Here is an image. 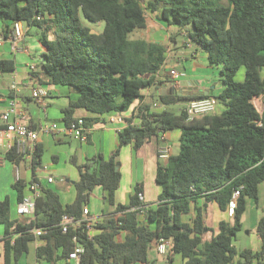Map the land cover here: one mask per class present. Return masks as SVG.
Returning <instances> with one entry per match:
<instances>
[{"label": "trees", "instance_id": "16d2710c", "mask_svg": "<svg viewBox=\"0 0 264 264\" xmlns=\"http://www.w3.org/2000/svg\"><path fill=\"white\" fill-rule=\"evenodd\" d=\"M148 13L175 30L169 34L171 43L183 35L207 55L210 67L220 71L224 89L219 95H157L154 90L150 103H144L143 90L156 88L169 54V44L132 37L147 29ZM16 23H22L25 37L37 28L43 46L31 76L43 74L45 83L78 93L63 109L64 123L76 122L75 111L84 109L91 114L84 118L89 128L104 117L129 112L137 101L139 105L126 119L119 146L108 159L100 155L77 166L73 203L64 204L57 190L36 178L32 181L41 184L42 195L32 219L12 220L10 198L0 200L4 264H19L35 241L42 242L36 248L37 262L58 264L73 251L74 238L85 248L81 264H152L149 253L162 239L171 242L169 261L180 256L183 264H264V215L256 229L261 249L238 250L235 245L249 204L259 205L264 184V116L253 103L264 95V0H0V36L8 41ZM242 68L245 79L238 82ZM15 70L13 58H0L1 74ZM203 99H215L222 112L189 120L185 108L170 109ZM154 103L165 108L153 111ZM174 130L181 131L180 148L167 164L158 165L157 203L140 201L139 184L129 204L117 202L121 148L133 145L138 150ZM42 156L38 145L33 169ZM6 159L15 164L26 160L14 151ZM32 181L14 182L19 202ZM97 188L113 211L96 221L88 238L84 210ZM213 204L230 216L217 231L206 224ZM63 216L81 222L80 227L63 233ZM35 228L47 232L36 237ZM209 233L212 237L205 239Z\"/></svg>", "mask_w": 264, "mask_h": 264}, {"label": "crops", "instance_id": "0c3cea01", "mask_svg": "<svg viewBox=\"0 0 264 264\" xmlns=\"http://www.w3.org/2000/svg\"><path fill=\"white\" fill-rule=\"evenodd\" d=\"M148 14L150 15V17L148 16V28L152 19L154 24L162 25L160 26V29H166L167 32H175L174 29L167 27L164 23L160 22L156 15L151 13ZM182 37L183 35L179 36L177 42L174 44L169 41V36L168 42L150 40L169 44V54L167 64L158 75L159 82L156 88L143 90L142 94L145 97L144 103H150V95L154 90L157 95L177 94L179 96H193L197 94L208 95L209 91H211L213 95H219L223 91V84L218 87V85H214L212 82L205 80L203 72H197L198 68H201V70L215 69L218 71L219 69L210 67L207 55L196 49L193 44H190L187 40V43L180 42V38L182 39ZM21 45L26 48V51L23 53H13L8 41L4 44H0V58L6 59L12 58V56L15 58L16 55H21L19 63L16 61L18 64L16 63L15 72L9 74L11 75L10 80H7V74L0 75V92L7 97H10L12 95L10 86L14 80H17L21 90L19 93L21 107L26 114V121L30 126L37 128L42 121L46 120L62 123L64 119L63 109L68 107L71 101L78 98V93L71 91L67 87L53 86L45 83L43 74L38 78H33L29 72L28 66L30 64L38 63L25 61L26 57H32L28 47L27 36L24 37ZM175 64L183 66L184 71L178 72H185V77L174 79L172 73L173 71L176 72ZM187 66L188 68L190 67L192 70L191 72H193L190 75L189 72H187ZM41 87L47 91V96L45 98L47 104L46 115H43L40 105L32 98L33 90ZM179 93H181V95ZM253 103L259 112L263 110L264 95L255 99ZM187 104V101L180 102L176 105H172L170 109L180 111L182 108H185ZM7 105V101L0 103V128H3L1 114L5 111ZM138 105L139 102H135L131 110L121 116H124L126 119L130 118L132 111L136 110ZM152 107V110L156 112L162 111L165 108L159 103H154ZM89 116H91V114L84 109H77L74 114L75 119H84ZM125 127L126 124L124 123H109L107 117H104L101 119V122L89 127L88 139L87 142L84 143L73 138L62 137L59 135H40L38 145L42 146L43 156L40 164H38L35 169L32 168L30 160L15 164L8 161L6 155H4L0 162V167H3L0 169V183L1 186L6 187V189L3 191V195L0 196V200H4V198L10 196L11 219L19 220L23 223L32 219L31 217H21L17 214L19 201L16 192L12 189V186L16 181L15 166H18L20 178L26 183H29L36 178L40 181L42 186L56 184L62 202L64 204H71L76 199L75 183L79 179L77 166L84 165L87 160L100 155H103L108 159L118 148L119 132ZM180 138L181 131L174 130L161 135L159 138H153L138 150H135L133 145H125L121 148L119 160L121 163L120 171L122 174V180L116 195L117 202L121 204H129L135 186L139 184L143 186L144 201L147 204L157 203L158 197L161 193V187L156 183L157 168L160 163L167 164L168 162V160H162L159 158V152L162 148H167L169 149L170 156L177 154L180 148ZM0 152L2 151L0 150ZM5 168L6 170L3 171ZM49 178L53 179V183L48 182ZM43 182H47V184H44ZM94 192L95 196L91 197L87 209L89 210L90 217L99 221L103 214L112 212L113 208L104 205L102 200V188H97ZM259 198V205L251 202L248 211L243 217V230L237 235L235 242L238 250L251 249L256 252L261 249L262 243L257 235L256 229L259 220L264 215V201L262 202L260 194ZM229 218L230 216L228 214L223 213L219 210L216 204H213L208 208L206 224L217 231L220 222L223 220H229ZM245 231H247L246 234H243V236L240 237L241 233H244ZM4 235L5 228L0 224V239H2ZM211 237L212 234L209 233L205 239H210ZM31 245H35L36 257V248L42 245V242L35 241L30 243L29 251ZM26 255L27 254L23 255L19 264L22 263ZM158 257H166V255L161 256V254L158 253L157 246H155L149 253V259L152 264L156 263ZM169 262L170 264H177V262L183 264V260L180 256H175L173 261ZM65 263L67 264L66 260ZM0 264H4V244L1 241ZM37 264L40 263L37 262Z\"/></svg>", "mask_w": 264, "mask_h": 264}, {"label": "built area", "instance_id": "2783aa9c", "mask_svg": "<svg viewBox=\"0 0 264 264\" xmlns=\"http://www.w3.org/2000/svg\"><path fill=\"white\" fill-rule=\"evenodd\" d=\"M25 37V29L22 23H16L13 27L11 38L8 40L10 43V49L13 53L21 52L25 47L22 46V42ZM7 41L0 36V44H4ZM29 72L33 73L36 70V64H30L28 66ZM176 71V70H175ZM1 75V73H0ZM174 79L185 77V72H174L172 73ZM12 95L7 97L5 94L0 92V103L7 101L8 105L5 111L1 114V121L3 128H0V162L1 159L9 152L14 151L16 154L23 155L26 160L32 161L33 155L39 144L40 135H59L62 137L73 138L79 142H87L89 128L86 125L84 119H77L72 124H66L64 122H51L42 121L37 128L30 126L26 121V114L21 107V101L19 98L20 87L17 80H14L10 86ZM47 91L44 88H36L32 92V98L40 105L43 115L47 113V104L45 98ZM218 103L215 99H203L189 101L185 107L188 119L193 120L196 118H202L207 115L216 113ZM156 107V105H155ZM261 115L264 116V109L260 111ZM109 123H124L126 124V118L121 115H111L107 117ZM262 125V124H261ZM159 158L162 160H169L170 153L169 149L162 148L159 152ZM15 180L19 181V168L15 166ZM49 183H53V179H48ZM28 193L19 202L17 206V214L21 217H34L36 200L42 195L41 184L37 182H31L27 187ZM139 199L144 201V194H139ZM234 204H231L230 213H233ZM83 222L86 226V232L88 238H92L94 234V224L96 220L90 217L89 210H84ZM81 222L76 221L72 217L63 216L60 226L63 233H68L70 227L79 228ZM33 234L36 237H40L46 234V229L35 228ZM74 249L67 258V264H81L82 255L85 252V248L80 244L77 238H74ZM171 248V242L169 240H160L157 245L158 253L161 255H167Z\"/></svg>", "mask_w": 264, "mask_h": 264}, {"label": "rangeland", "instance_id": "374dc122", "mask_svg": "<svg viewBox=\"0 0 264 264\" xmlns=\"http://www.w3.org/2000/svg\"><path fill=\"white\" fill-rule=\"evenodd\" d=\"M147 16L150 17L149 14H147ZM85 23L87 25L93 26L94 28H96L98 30L102 29V25L101 26L100 25H93V24L89 23L88 21H85ZM160 26H162V25L154 24V21H152V19H151V21L149 23V28L147 27V29H145V30L135 31L133 33L132 37L133 38H143V39H146L149 41L150 40H161V41L168 42V36L170 33H173V31L167 32L166 29H162V28L160 29ZM184 38H186V36H183L182 39L180 38V42H186L187 43V41H186L187 38L186 39H184ZM28 47L30 49V54L32 55V57L31 58L26 57L25 61L30 62V63H34V62L39 63V61L41 59V53L43 52V46L39 40L38 29L35 27L30 30V36H28ZM25 51H26V48L21 50V53H23ZM17 56L18 55H16L15 58H14V56H12V58H14V60L19 63L21 55L18 57ZM175 68H176L175 69L176 71H184L183 66L175 64ZM191 71H192L191 68L190 67L188 68V66H187V72H189V75L193 73ZM197 72H203L204 73L203 76L205 75L204 76L205 80L212 82V84L218 85V87H220L222 85V83L220 81V72L218 70H215V69L201 70V68H198ZM10 77H11V75L7 74V76H6L7 80H10ZM244 79H245V69L242 68L239 71V73L237 74L236 81L242 82V81H244ZM223 108H224L223 106L218 105L216 113L221 112L223 110ZM6 166H8V165H6ZM1 168H3V167H0V169ZM6 168L3 169V171H5ZM43 183L47 184V182H43ZM44 186H48L54 190H57V188H58V186L56 184H47ZM5 189H6V187L1 186V183H0V196L3 195V191ZM93 194L94 195H92V197L95 196V192ZM259 194H260L261 200L263 202L264 201V184H262L260 186ZM246 232L247 231H245L244 233H241L240 237L243 236V234H246ZM21 264H37V260L35 257V245H31L29 253L25 256V259H23ZM40 264H48V263L47 262H41ZM58 264H66V263H65V261H60V262H58ZM155 264H170V262L167 260L166 257H158V260L156 261ZM177 264H179V263L177 262Z\"/></svg>", "mask_w": 264, "mask_h": 264}, {"label": "water", "instance_id": "95a60500", "mask_svg": "<svg viewBox=\"0 0 264 264\" xmlns=\"http://www.w3.org/2000/svg\"><path fill=\"white\" fill-rule=\"evenodd\" d=\"M93 33H97L95 30L92 31ZM181 95V93H179Z\"/></svg>", "mask_w": 264, "mask_h": 264}]
</instances>
